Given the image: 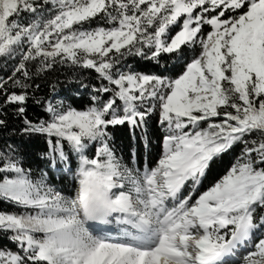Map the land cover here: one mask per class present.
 <instances>
[{"label": "snow or ice", "instance_id": "snow-or-ice-1", "mask_svg": "<svg viewBox=\"0 0 264 264\" xmlns=\"http://www.w3.org/2000/svg\"><path fill=\"white\" fill-rule=\"evenodd\" d=\"M0 131V264H264V0H0Z\"/></svg>", "mask_w": 264, "mask_h": 264}, {"label": "trees", "instance_id": "trees-1", "mask_svg": "<svg viewBox=\"0 0 264 264\" xmlns=\"http://www.w3.org/2000/svg\"><path fill=\"white\" fill-rule=\"evenodd\" d=\"M129 63H133L132 60H129ZM140 70H145L149 67L148 62L142 61L137 59L134 62ZM95 73L92 70H84L80 72L75 69H70L66 67H58L52 71H50L45 77L44 82H53L57 84V88L61 93V96L73 97L76 100H79V96H77V90L83 92L84 90L79 87L78 81L80 79H84L85 83L92 82L96 83L97 81L94 79ZM44 82H42V87ZM48 89L45 87L44 91ZM43 94L42 92L40 93ZM39 108H31L30 114L33 116L39 114ZM152 132V139L155 141L156 135L155 133L158 129L155 126L150 130ZM114 141L119 149H121L125 159L128 158L129 155V145L131 144V135L128 133L127 129L123 126H118L117 130L113 132ZM5 137L9 138V142L12 139H17L13 137L11 133H6L0 131V142L3 141ZM17 142L22 143V145L26 148L27 156H26V166L31 167L34 171H38L40 168L44 167V161L40 157V153L44 151L45 145L43 140L41 139H33L31 141H19ZM238 150V149H237ZM137 152L138 154H142L144 152L142 144L137 145ZM157 148L155 146L151 147V152L148 154L147 162L151 164L156 158ZM231 160V156H225L222 161L218 162L216 165L213 166V170L211 174L202 182V188L209 184V181L216 175L222 174L223 169L228 165ZM49 180L51 183L56 185L57 187L65 186L68 183H71L70 179L67 176L60 175L59 173H49ZM0 210H12V206L10 204H6L0 201ZM7 243L2 236H0V244Z\"/></svg>", "mask_w": 264, "mask_h": 264}, {"label": "rangeland", "instance_id": "rangeland-1", "mask_svg": "<svg viewBox=\"0 0 264 264\" xmlns=\"http://www.w3.org/2000/svg\"><path fill=\"white\" fill-rule=\"evenodd\" d=\"M57 174V173H56ZM71 183H68V184H66L65 186H61V187H58V188H60V189H63V190H65V191H67L68 190V188H69V185H70Z\"/></svg>", "mask_w": 264, "mask_h": 264}]
</instances>
